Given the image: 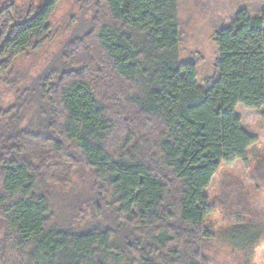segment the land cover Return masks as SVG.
I'll return each instance as SVG.
<instances>
[{
    "label": "trees",
    "instance_id": "trees-1",
    "mask_svg": "<svg viewBox=\"0 0 264 264\" xmlns=\"http://www.w3.org/2000/svg\"><path fill=\"white\" fill-rule=\"evenodd\" d=\"M2 1L0 84L41 48L59 0L17 23ZM75 1L91 27L64 67L10 106L0 97L1 263L208 264L207 190L254 143L237 107H264V12L240 10L216 33L219 77L202 90L179 58L177 0ZM79 168L94 178L96 219L55 224L56 191Z\"/></svg>",
    "mask_w": 264,
    "mask_h": 264
},
{
    "label": "rangeland",
    "instance_id": "rangeland-1",
    "mask_svg": "<svg viewBox=\"0 0 264 264\" xmlns=\"http://www.w3.org/2000/svg\"><path fill=\"white\" fill-rule=\"evenodd\" d=\"M48 0H3L14 6V21H24ZM180 29L179 58L197 65L198 87L208 89L218 79L219 49L216 33L231 25L240 10L251 16L264 12V0H177ZM92 13L75 0H59L50 18L49 36L38 51L19 57L10 79L0 84V97L10 106L17 92L31 86L38 75L62 69L68 43L83 37ZM10 80V81H9ZM14 82V84H13ZM244 130L254 139L247 159L222 165L207 195L212 213L205 227L211 233L207 243L208 264H264V107L255 110L237 107ZM70 187L56 191L51 220L63 226L80 227L96 219L94 178L79 168ZM0 264L1 261H0Z\"/></svg>",
    "mask_w": 264,
    "mask_h": 264
}]
</instances>
